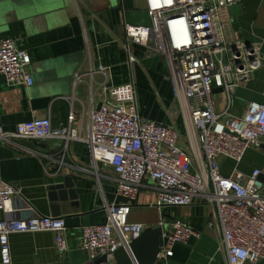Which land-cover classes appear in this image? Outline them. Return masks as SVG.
<instances>
[{"label":"built area","instance_id":"obj_1","mask_svg":"<svg viewBox=\"0 0 264 264\" xmlns=\"http://www.w3.org/2000/svg\"><path fill=\"white\" fill-rule=\"evenodd\" d=\"M239 0H147L151 26H126L129 40L152 45L168 68L175 100L187 114L186 133L174 124L139 114L134 83L108 88L107 97L91 110L85 133L76 128L71 110L64 126H53L48 116L0 126V144L13 139L83 140L92 165L114 173L115 195L122 201L105 203L102 224L79 228L80 247L88 253L82 264H116L113 253L138 238L146 226L129 222L131 208L142 190L154 191L152 206L209 208L208 226L220 234L226 264H264V169L245 174L236 167L221 173L220 161L238 164L248 149L264 150V103L249 102L240 115L229 112L233 89L259 67V46L230 44L222 35L223 12ZM151 42H153L151 44ZM30 54L9 38H0V75L8 85L31 86ZM227 96L218 110L214 89ZM194 142V145H193ZM190 144V147H188ZM21 196L17 184L0 179V261L10 264L9 236L49 231L58 248L67 232L61 216L31 213L13 215L12 199ZM162 231L165 243L156 255L173 254L175 243L196 234L188 224L173 220ZM105 256V260H97Z\"/></svg>","mask_w":264,"mask_h":264},{"label":"crops","instance_id":"obj_2","mask_svg":"<svg viewBox=\"0 0 264 264\" xmlns=\"http://www.w3.org/2000/svg\"><path fill=\"white\" fill-rule=\"evenodd\" d=\"M127 25H152L147 0H0V38L14 40L30 54L34 80L31 86L8 85L0 75V126L14 130L21 122L43 116L53 126H64L73 110L75 126L83 134L91 110L107 97L104 87L132 82L139 114L174 124L184 135L187 114L175 100L164 57L154 51L153 42L148 46L129 40ZM222 35L230 44L259 46V67L237 84L229 99V112L240 115L249 102L264 103V0H239L228 6ZM214 94L216 108L223 110L226 94L219 88ZM220 165L225 176L235 167L245 174L264 169V150L248 149L238 164L222 159ZM0 179L20 189L21 196L11 202L13 215L61 216L67 226L61 250L49 231L11 234L10 264L84 263L88 253L80 247L79 228L104 223V204L122 201L115 195L112 170L102 164L95 168L87 144L79 139L1 143ZM58 186L64 192L71 190L76 199L58 202L60 214L53 215L55 203L49 194ZM154 198V191L142 190L129 222L168 231L170 222L180 220L196 232L186 242L175 243L173 254L154 264H226L220 234L208 226L207 206L158 208L151 205ZM3 216L0 211V219Z\"/></svg>","mask_w":264,"mask_h":264},{"label":"water","instance_id":"obj_3","mask_svg":"<svg viewBox=\"0 0 264 264\" xmlns=\"http://www.w3.org/2000/svg\"><path fill=\"white\" fill-rule=\"evenodd\" d=\"M264 180V177H261ZM49 194V200L55 204L51 207L53 215L60 214V206L58 202L76 199L75 194L68 190L64 192L62 186L52 187ZM58 190V191H57ZM73 203V202H72ZM161 227H146L142 234L129 243L130 254L124 247H119L113 253V259L116 264H154L156 255L160 251L161 246L165 243L162 236ZM105 260V256L100 257L97 262Z\"/></svg>","mask_w":264,"mask_h":264}]
</instances>
